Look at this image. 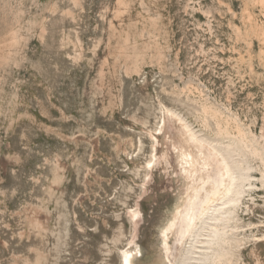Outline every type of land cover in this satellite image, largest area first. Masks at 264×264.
I'll return each instance as SVG.
<instances>
[{
    "label": "rangeland",
    "instance_id": "obj_1",
    "mask_svg": "<svg viewBox=\"0 0 264 264\" xmlns=\"http://www.w3.org/2000/svg\"><path fill=\"white\" fill-rule=\"evenodd\" d=\"M161 107L234 172L173 264H264V0H0V264L157 257Z\"/></svg>",
    "mask_w": 264,
    "mask_h": 264
},
{
    "label": "bare ground",
    "instance_id": "obj_2",
    "mask_svg": "<svg viewBox=\"0 0 264 264\" xmlns=\"http://www.w3.org/2000/svg\"><path fill=\"white\" fill-rule=\"evenodd\" d=\"M167 121L173 124L168 140L173 148L174 165L178 168L184 190L175 202L169 220L160 231V254L141 263L140 247L127 242L119 252L120 264H125L126 258L127 264H173L182 244L192 234L206 211L217 200L225 198L233 185L234 172L222 153L199 140L185 121L166 107L160 110L156 127L154 131H150L151 155L148 163L154 158L157 135L163 132ZM218 217L220 215L216 217L217 222L212 225L213 228L221 224ZM169 236H172V244L168 243Z\"/></svg>",
    "mask_w": 264,
    "mask_h": 264
},
{
    "label": "snow or ice",
    "instance_id": "obj_3",
    "mask_svg": "<svg viewBox=\"0 0 264 264\" xmlns=\"http://www.w3.org/2000/svg\"><path fill=\"white\" fill-rule=\"evenodd\" d=\"M149 167H151V165H149ZM125 264H127V258H126V260H125Z\"/></svg>",
    "mask_w": 264,
    "mask_h": 264
}]
</instances>
